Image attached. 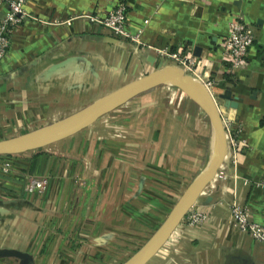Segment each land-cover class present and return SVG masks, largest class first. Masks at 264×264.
Listing matches in <instances>:
<instances>
[{
  "label": "crops",
  "instance_id": "0c3cea01",
  "mask_svg": "<svg viewBox=\"0 0 264 264\" xmlns=\"http://www.w3.org/2000/svg\"><path fill=\"white\" fill-rule=\"evenodd\" d=\"M118 3L136 43L97 23ZM22 11L0 60V141L46 126L63 111L83 110L127 79L177 66L164 54L189 59L201 79L216 84L212 94L235 145L225 141L215 174L189 209L205 222L180 223L146 264H264V246L230 218L236 201L249 220L264 224V0H27ZM5 12L0 5V19ZM236 17L252 28L254 42L244 64L229 72L222 41ZM163 105L137 119L147 136L137 130L136 155L126 141L98 148L97 176L86 188L74 189L75 166L64 146L55 154L43 148L6 156L0 249L31 259L0 264H115L131 245L138 248L147 221L158 228L196 176L200 151L206 161L213 142L211 132L200 150L189 133L178 135V121ZM28 177H48L45 190L27 193Z\"/></svg>",
  "mask_w": 264,
  "mask_h": 264
},
{
  "label": "water",
  "instance_id": "95a60500",
  "mask_svg": "<svg viewBox=\"0 0 264 264\" xmlns=\"http://www.w3.org/2000/svg\"><path fill=\"white\" fill-rule=\"evenodd\" d=\"M189 77L176 66H165L142 77L128 82L116 90L105 94L70 118L52 124L49 127L33 130L14 138L0 141V156H13L33 152L62 141L93 121L111 112L129 99L157 86L175 87L205 114L213 135V152L204 170L182 192L173 208L142 246L121 264H146L155 250L166 240L177 224L194 204L203 188L215 174L225 150V134L217 105L206 89L197 83H190ZM1 258H13L21 262L30 261L28 254L17 250H0Z\"/></svg>",
  "mask_w": 264,
  "mask_h": 264
},
{
  "label": "rangeland",
  "instance_id": "374dc122",
  "mask_svg": "<svg viewBox=\"0 0 264 264\" xmlns=\"http://www.w3.org/2000/svg\"><path fill=\"white\" fill-rule=\"evenodd\" d=\"M176 67H179L180 69H182L189 78L194 79L195 83L202 85L200 81L201 78L199 74L194 71L193 66H190L188 70H186L185 68H181V66L179 65H177ZM136 79L138 78L127 79L124 82L131 81V80L134 81ZM171 88L173 89L170 91ZM169 91L171 94H169ZM179 92L180 91L175 87L163 86V85L147 90L144 93H141L129 99L127 102L118 106L111 112L96 119L88 127L80 130L76 134L68 137L67 139H64L63 141H59L61 143L56 142L52 144L53 146L50 145L49 147H45V149L43 150L49 153L55 154L58 151L63 152L62 149L64 146L66 152H63V153L68 156V160L73 161V165L75 166L73 167L75 168L74 170L75 173L73 177H71L72 184L74 185V189L78 190L79 188L80 189L86 188L89 182L94 181L97 176L96 171L98 168H97L95 157L98 156V153H99L98 148L102 147L106 149L107 147H110L113 144L112 142H116V141L125 142L126 141L128 142L129 146L128 147L125 146V147H127L128 148L127 150L130 151V155L132 156L136 155V151L133 146H135V142H137V135H135V134H138L137 130H140V129L144 130L145 133L142 135L147 136L146 125L141 124V127H140L137 124V119L142 118L144 114L142 113L143 109H146L145 111L150 112L153 106L158 107V104H164L166 109L168 110V113L174 115V117L178 121V127H177L178 131H176L178 132L177 134L184 135V133L186 132L189 133L197 144V146L195 147L202 150L201 147H203V142L205 141L207 136L208 137L210 136V133H211L209 123L205 117L199 114L197 107L187 97L180 95ZM172 95H173L172 100H170ZM80 111H76V112L63 111L60 115L58 114L55 117L54 122L46 126H43L41 128H38L36 130L49 127L52 124H55L57 122L70 118ZM94 145H95V148L93 149ZM200 152H201V156L198 162L199 170L197 171L194 179L207 166V161L209 159L211 149H210V152H209V155L206 161L203 159L204 158V156H202L203 152L202 151ZM119 159L123 161L121 158ZM131 159L129 161L131 162L136 161L135 159L133 160ZM42 178L48 179V177H42ZM194 179L192 181H194ZM192 181L190 182V184L192 183ZM166 215H167V212L165 214V217ZM155 223L156 221H153V222L147 221V223L144 226L145 228L143 230V235H144L143 242H142V239H139L136 242V244L139 245V243L142 242L140 244L141 246L146 241V239L150 236L151 232L156 226ZM136 250H137L136 246L131 245L127 253L119 255L117 263L115 264H121V262L124 261V259H126L128 256H131L132 253H134ZM6 264H8V262H6Z\"/></svg>",
  "mask_w": 264,
  "mask_h": 264
},
{
  "label": "built area",
  "instance_id": "2783aa9c",
  "mask_svg": "<svg viewBox=\"0 0 264 264\" xmlns=\"http://www.w3.org/2000/svg\"><path fill=\"white\" fill-rule=\"evenodd\" d=\"M27 0H0V5L6 7V12L0 19V60L6 55L10 43V36L13 29L20 24L25 17L22 11ZM124 4L118 3L111 8L107 14L97 20L99 26L107 30L114 38L128 40L136 43V35L130 34L125 25ZM254 42L252 28L243 20L242 17H236L228 23V32L222 41V56L228 65L229 72L239 69L245 61L247 50ZM176 62L181 68L188 70L193 66L189 59L178 57L176 54H164ZM209 96L216 104L212 89L216 85L212 80L204 78L200 80ZM217 105V104H216ZM218 110V108H217ZM219 113V111H218ZM220 116V114H219ZM221 118L222 127L225 134V141L228 147L235 145V139L232 135L231 124ZM238 134L240 131L237 129ZM8 161L6 156H0V174H6L8 171ZM47 179L28 177L24 190L29 194H41L46 187ZM231 224L241 233L246 234L251 240L264 246V224H257L248 219L245 208L236 201L230 203ZM206 216L199 212L188 211L181 219L180 223L187 226H199L204 223Z\"/></svg>",
  "mask_w": 264,
  "mask_h": 264
},
{
  "label": "bare ground",
  "instance_id": "6f19581e",
  "mask_svg": "<svg viewBox=\"0 0 264 264\" xmlns=\"http://www.w3.org/2000/svg\"><path fill=\"white\" fill-rule=\"evenodd\" d=\"M189 81H190V83H192V84L195 83V80L192 79V78H190ZM183 94H184V93H183ZM212 152H213V142H212V145H211V152H210L209 159L211 158ZM209 159H208V161H209ZM208 161H207V163H208ZM212 177H213V176H212ZM212 177H211V178H212ZM218 177H219V178H222V177H223L222 172H219ZM207 184H208V183H207ZM205 187H206V186H205ZM205 187H204V188H205ZM204 188H203V190H204ZM203 190H202V191H203ZM202 191H201V193H202ZM201 193H200V195H201ZM179 225H180V223L177 224V226L174 228L173 231H175L176 228H177ZM173 231H172V232H173ZM169 236H170V235H169ZM169 236H168V237H169ZM168 237H167V238H168ZM167 238H166V239H167ZM0 250H2V249H0ZM6 250H13V249H6Z\"/></svg>",
  "mask_w": 264,
  "mask_h": 264
},
{
  "label": "trees",
  "instance_id": "16d2710c",
  "mask_svg": "<svg viewBox=\"0 0 264 264\" xmlns=\"http://www.w3.org/2000/svg\"><path fill=\"white\" fill-rule=\"evenodd\" d=\"M225 80H227V79L225 78Z\"/></svg>",
  "mask_w": 264,
  "mask_h": 264
}]
</instances>
